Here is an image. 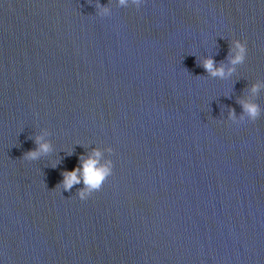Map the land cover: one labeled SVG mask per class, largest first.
Instances as JSON below:
<instances>
[{
	"label": "water",
	"instance_id": "water-1",
	"mask_svg": "<svg viewBox=\"0 0 264 264\" xmlns=\"http://www.w3.org/2000/svg\"><path fill=\"white\" fill-rule=\"evenodd\" d=\"M239 100L264 112V0H0V264H264V113ZM93 148L114 174L81 201L62 173Z\"/></svg>",
	"mask_w": 264,
	"mask_h": 264
},
{
	"label": "clouds",
	"instance_id": "clouds-1",
	"mask_svg": "<svg viewBox=\"0 0 264 264\" xmlns=\"http://www.w3.org/2000/svg\"><path fill=\"white\" fill-rule=\"evenodd\" d=\"M129 0H119V5L126 7ZM132 3L139 10L144 0H132ZM104 8L105 12H109L110 9ZM248 54L247 41H241L239 39L233 40L230 44L229 54L226 57L228 63L231 67H225L223 61L217 64V61L213 57L204 58L199 66L202 67L207 76L213 79L225 80L231 78L237 71V66H241L246 62ZM262 85L260 83H255L251 86V93L258 96L261 91ZM243 112L237 120L236 110L233 108L229 111L228 119L234 123H239L247 119L250 122L257 121L262 113L260 105L256 102H249L246 100H239ZM48 132H44L41 135H35L30 137L34 139L36 148L32 151L27 152L23 159L32 162L39 161L43 157L50 156L54 152V148L50 141H46L45 137L48 136ZM107 151L110 154H114V149L109 147ZM102 152L99 149L93 148L92 152L85 159L80 158V165L75 170L71 172H63L64 177L62 181V187L64 191L71 192L73 187L76 185L83 184V187L78 190V197L81 201H87L94 196L95 193L102 191L104 185L107 183L109 178L114 174V163L109 160L107 164H101L100 159L102 157Z\"/></svg>",
	"mask_w": 264,
	"mask_h": 264
}]
</instances>
